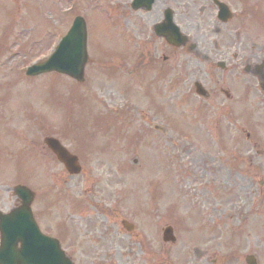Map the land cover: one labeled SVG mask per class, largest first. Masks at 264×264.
Here are the masks:
<instances>
[{
    "label": "rangeland",
    "instance_id": "obj_1",
    "mask_svg": "<svg viewBox=\"0 0 264 264\" xmlns=\"http://www.w3.org/2000/svg\"><path fill=\"white\" fill-rule=\"evenodd\" d=\"M75 1L76 8L68 0H0L1 39L8 35L0 41V203H9L11 187L26 183L21 170L33 163L23 160L21 150L23 144H34L52 165L44 163L33 174V168L29 169L32 175L26 184L34 191L44 195L58 177L64 193L79 195L87 179L85 186L91 191L88 210L96 213L93 220L97 225L83 220L86 234L78 244L62 239L74 260L87 264H204L201 260L208 257L217 259V264H228L224 261L236 236L248 239L252 250L261 253L264 90L253 88L248 78L246 85L252 91L248 98L253 105L240 101L233 110L238 123L250 131L242 129L243 137L249 133L247 143L235 139L232 132L239 130L220 123L218 106L199 111L205 104L191 92L189 78L198 79L208 92L221 86L218 81H208V62L178 55L169 75L164 73L158 79L154 72L146 71L141 79L143 72L136 71L131 58L132 35L119 26L117 0ZM245 3L254 13L246 23V36L237 42L238 53L248 50L262 56L264 0ZM256 4L262 8L260 25L253 20ZM72 12L82 15L86 23L89 56L84 82L54 73L26 77V66L44 60L69 27ZM158 43L144 44L146 48L135 45L134 51H147L153 57L157 49L158 54L162 51ZM217 99L224 97L218 94ZM226 119L223 115L222 122ZM236 119L231 117L233 123ZM153 123L164 126L166 133L154 131ZM47 134L62 137L79 156L82 174L68 177L61 167L53 166L52 157L42 147ZM233 139L245 145H231ZM79 142L89 147L81 152ZM237 155L245 162H235ZM101 202L109 210L120 207V218L116 212L108 213L110 219L98 214L94 205ZM61 212L72 215L64 211L63 204L53 208L50 218L42 219L46 229L58 226L55 222L65 217ZM121 218L133 223L132 232L121 227ZM166 225L173 227L177 239L173 244L161 241ZM95 238L101 242H93ZM72 244H77L76 249ZM197 248L204 254L197 255Z\"/></svg>",
    "mask_w": 264,
    "mask_h": 264
},
{
    "label": "flooded vegetation",
    "instance_id": "obj_2",
    "mask_svg": "<svg viewBox=\"0 0 264 264\" xmlns=\"http://www.w3.org/2000/svg\"><path fill=\"white\" fill-rule=\"evenodd\" d=\"M245 2L246 0H117L120 26L132 35L133 53L131 58L136 71L169 75L174 64L172 63L173 58H177L178 55H183L185 58L187 56V59L191 57L198 61L202 60V63L206 61L209 63L208 81H218L221 86L217 91L207 92L206 98L201 99L202 104H205L203 108L216 109L215 106H218L221 110L219 117L227 115L230 120L231 117L239 119L233 110L234 105L240 101L252 104L248 98V93L252 92L246 85L249 81L248 78L251 81L250 85L256 90L261 91V87H264V54L257 56L248 50L238 53L237 42L244 39L243 35L246 36V23L249 21L251 12L254 11ZM238 4L241 7L239 12H237ZM254 8L257 12L256 15L260 16L259 12L262 8L258 4ZM176 42H180L182 45L174 47L170 44ZM147 43L154 45L158 43L162 51L158 54L157 49L153 57L147 51H134L135 45L146 48L147 45L144 46V44ZM178 49L181 51H177ZM210 73H214L215 78L211 77ZM189 79L192 84L200 83L198 79ZM218 94H221L224 99H217ZM234 159L239 163L245 162L244 157L243 159L241 157ZM55 161L62 170H65L62 164L56 159ZM68 177L74 178L75 176L68 175ZM83 181L84 184L87 183V179ZM261 182L264 186V181ZM78 192L81 195L70 198L71 213L74 215V219L69 221V231L57 237L60 242L61 239H69L70 242L78 244L80 237L85 233L83 220L94 222V225H97L93 220L96 218L93 217L92 211L88 210L91 202V195H88L91 192L90 189L83 187ZM61 199V197L49 196L33 197L30 209L38 232L47 234L49 229L45 228L42 219L49 216L53 207H60L57 204ZM97 204L95 210L103 218L110 219L108 213L113 212H116L115 214L120 218V207L109 210L103 202ZM19 206L20 199L10 197L8 204L0 205V214H7ZM123 220L124 218L120 219L121 224ZM128 222L129 225L131 222ZM131 227L132 232L134 225L132 224ZM239 237L233 238L229 257L224 262L228 264H264V245L261 253H258L252 250L248 239ZM93 242L99 243L101 240L95 238ZM77 244H72L71 247L76 249ZM201 261L204 264H217L215 258L207 257ZM72 263L87 264V261L85 263L72 258ZM96 264L108 263L97 262Z\"/></svg>",
    "mask_w": 264,
    "mask_h": 264
},
{
    "label": "water",
    "instance_id": "obj_3",
    "mask_svg": "<svg viewBox=\"0 0 264 264\" xmlns=\"http://www.w3.org/2000/svg\"><path fill=\"white\" fill-rule=\"evenodd\" d=\"M175 45H179V43H175ZM87 58L85 24L83 19L79 17L75 19L72 27L62 38L51 56L44 63L28 68L26 74L33 76L44 72L56 71L66 74L78 82H82L84 80V66ZM154 127L159 128L157 125ZM45 143L57 158L65 164L70 173L79 172L77 158L70 155L56 139L46 138ZM13 190L17 196L23 199V207H27L31 200L26 199L32 197L31 191L20 185L14 187ZM22 211H13L7 217V220L14 222ZM0 233L2 239L0 264H69L63 252L57 246L55 247L54 242L48 238H43L45 245L38 250L27 249L26 247L16 249L10 248V245L15 242L14 237L18 236L21 238V229L13 223H7L0 226ZM162 237L165 242H174L172 228L166 227L163 230Z\"/></svg>",
    "mask_w": 264,
    "mask_h": 264
}]
</instances>
